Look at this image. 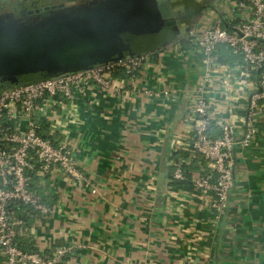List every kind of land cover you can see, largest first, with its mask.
Returning <instances> with one entry per match:
<instances>
[{
    "label": "crops",
    "instance_id": "crops-1",
    "mask_svg": "<svg viewBox=\"0 0 264 264\" xmlns=\"http://www.w3.org/2000/svg\"><path fill=\"white\" fill-rule=\"evenodd\" d=\"M195 1L188 30L139 54L144 60L131 77L115 73L117 90L86 82L55 107V140L72 151L84 179L53 169L35 181L53 209L47 218L28 219L36 250L70 247L62 264H264V100L251 143L235 146L226 211L217 218L210 194L192 186L194 177L209 172L188 149L195 97L209 102L212 137L227 122L238 141L257 88V75L242 57L223 53L220 45L208 66L198 42L186 35L218 21L231 29L246 16V6ZM165 141L167 176L159 187ZM178 158L188 182L175 186L170 177Z\"/></svg>",
    "mask_w": 264,
    "mask_h": 264
},
{
    "label": "built area",
    "instance_id": "built-area-1",
    "mask_svg": "<svg viewBox=\"0 0 264 264\" xmlns=\"http://www.w3.org/2000/svg\"><path fill=\"white\" fill-rule=\"evenodd\" d=\"M240 6H246L247 14L231 29L224 28L218 21L199 33L192 30L186 33L188 38L198 42L208 66L213 63L216 48L224 45L257 72V88L248 100L247 126L240 140H236L227 122L220 124V136L212 137L210 105L204 95H197L192 105V140L188 149L192 156H200L209 168L207 174L193 178L192 186L199 193L210 194V207L217 218L228 207L235 146L246 147L251 143L258 102L264 100V0H240ZM143 60L144 56L136 55L62 77L14 85L0 92V264L64 262L70 247L50 245L45 252H26L18 247L23 237L33 234L27 218H47L53 210L31 188V177H42L57 169L67 177L84 179L72 151L65 143L55 140V107L61 99L71 100L72 88L86 82H93L102 90H117L114 74L123 71L131 77L140 69ZM42 119L47 123L46 128ZM176 153L173 146L171 154L177 157ZM184 179L183 163L178 158L173 163L170 181Z\"/></svg>",
    "mask_w": 264,
    "mask_h": 264
},
{
    "label": "water",
    "instance_id": "water-1",
    "mask_svg": "<svg viewBox=\"0 0 264 264\" xmlns=\"http://www.w3.org/2000/svg\"><path fill=\"white\" fill-rule=\"evenodd\" d=\"M195 2L108 0L90 10L83 8L70 19L42 25L25 23L28 31L1 32L0 82L8 88L11 84L7 85V81L11 79L22 78L12 84L23 85L139 55L187 31L186 20ZM166 155L167 141L160 155L159 187L167 176Z\"/></svg>",
    "mask_w": 264,
    "mask_h": 264
},
{
    "label": "flooded vegetation",
    "instance_id": "flooded-vegetation-1",
    "mask_svg": "<svg viewBox=\"0 0 264 264\" xmlns=\"http://www.w3.org/2000/svg\"><path fill=\"white\" fill-rule=\"evenodd\" d=\"M107 3L108 0H22L15 3L0 0V16L10 17L15 22L43 24L52 20L70 19L83 8L90 10L97 4ZM177 13H180L179 9ZM22 80L24 79H11L7 81V85L14 86L12 84L14 81ZM5 88V85L0 82V92Z\"/></svg>",
    "mask_w": 264,
    "mask_h": 264
},
{
    "label": "trees",
    "instance_id": "trees-1",
    "mask_svg": "<svg viewBox=\"0 0 264 264\" xmlns=\"http://www.w3.org/2000/svg\"><path fill=\"white\" fill-rule=\"evenodd\" d=\"M226 49L225 50H223V53H226V54H228L229 56H231V55H233L232 54V52H231V50L228 48V47H226V46H224ZM217 52V51H216ZM217 54V53H216ZM233 56H238V55H233ZM255 73H257V72H255ZM39 80H42V79H38V80H31V81H28L27 83H29V82H34V81H39ZM43 123V125H44V127H46V124H44V122H42ZM44 136V135H43ZM191 152L192 151H190V149H189V154H191ZM195 156V158H196V156H198V155H194ZM197 160H199V158H197ZM183 170H184V168H183ZM187 173V172H186ZM36 180H38V177H35V176H32L31 177V183H30V185H31V188L33 189V190H36L35 189V185H34V183H35V181ZM188 182V177H187V174L185 175V179L183 180V181H180V182H177V181H171V184H173V185H175V186H180V185H182L183 183H187ZM37 192H38V194L41 196V198H42V200L45 202V199H44V197H43V194H42V192H40V191H38V190H36ZM27 223H28V218H27ZM18 247L21 249V250H23V251H26V252H31V251H35L36 249L35 248H33V246L31 245V242L29 241V238L28 237H23L22 239H21V241H19L18 242Z\"/></svg>",
    "mask_w": 264,
    "mask_h": 264
},
{
    "label": "rangeland",
    "instance_id": "rangeland-1",
    "mask_svg": "<svg viewBox=\"0 0 264 264\" xmlns=\"http://www.w3.org/2000/svg\"><path fill=\"white\" fill-rule=\"evenodd\" d=\"M3 1L9 2V3H15V2H21L22 0H3ZM112 6H114V4H112ZM53 22H56V21H53ZM53 22H51V23H53ZM12 23H13V21H12V19H10V17L0 16V33L1 32L7 33L8 31L14 30V29L28 31L29 27L26 24H29V25L33 24V23L32 24L31 23L25 24V23L20 22V21H19V23H23V24H14V23L12 24ZM35 25H38V24H35ZM39 25H42V23H40ZM34 27H36V26H34ZM4 30H6V32Z\"/></svg>",
    "mask_w": 264,
    "mask_h": 264
}]
</instances>
